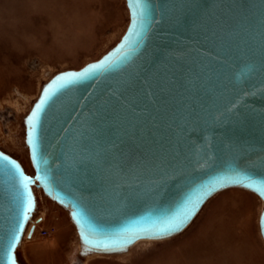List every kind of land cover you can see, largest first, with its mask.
<instances>
[{"label":"water","instance_id":"water-1","mask_svg":"<svg viewBox=\"0 0 264 264\" xmlns=\"http://www.w3.org/2000/svg\"><path fill=\"white\" fill-rule=\"evenodd\" d=\"M125 3L119 41L55 74L27 114L33 175L0 150V264H20L33 187L68 211L86 254L172 238L229 188L261 199L264 241V0Z\"/></svg>","mask_w":264,"mask_h":264},{"label":"rangeland","instance_id":"rangeland-1","mask_svg":"<svg viewBox=\"0 0 264 264\" xmlns=\"http://www.w3.org/2000/svg\"><path fill=\"white\" fill-rule=\"evenodd\" d=\"M128 21L125 0H0V150L28 175L34 170L24 120L42 87L57 73L99 59ZM36 206V216L47 214L43 226L51 234L24 238L20 264H264L263 203L241 188L217 193L180 234L111 255L83 253L80 243L77 251L68 211L46 196Z\"/></svg>","mask_w":264,"mask_h":264},{"label":"built area","instance_id":"built-area-1","mask_svg":"<svg viewBox=\"0 0 264 264\" xmlns=\"http://www.w3.org/2000/svg\"><path fill=\"white\" fill-rule=\"evenodd\" d=\"M33 193H34V196H35V199H36V204L42 199V198H45V195L42 193V191L40 190V188H37V187H33ZM34 220V221H33ZM44 219L40 216H36V209H35V212L34 214L32 215L31 219L28 221L27 225H26V228H25V231H24V235H23V238H26L27 240L30 239V237H28V233L30 231L31 228H33V232H34V229H35V225H38L37 229H36V234L37 236L39 237H42V238H47L50 236L51 234V230H49L48 228H45L43 226L44 224ZM34 222V223H33ZM33 234V233H32Z\"/></svg>","mask_w":264,"mask_h":264},{"label":"snow or ice","instance_id":"snow-or-ice-1","mask_svg":"<svg viewBox=\"0 0 264 264\" xmlns=\"http://www.w3.org/2000/svg\"><path fill=\"white\" fill-rule=\"evenodd\" d=\"M139 23H140V26H142L143 24H144V15H143V13H141V19H140V21H139ZM134 26H135V24H134ZM94 67V66H93ZM84 74H86V73H84ZM81 75H82V73H79V74H70V78H72V77H75V78H79V77H81ZM63 79V78H62ZM65 83H69V82H71V79H68V80H65L64 81ZM50 94H52L49 90H45V96L42 98V100H41V102L40 103H42L44 100H46L47 99V96L48 95H50ZM38 115H39V106H37V110H36V112H34L33 113V116H32V121H33V130H35V121L37 120V118H38ZM190 214V213H189ZM187 216H184L182 219H180L179 220V222L177 223V224H179V223H182L183 222V219H185ZM176 224V225H177ZM175 225V226H176ZM11 248H12V244H11V242L9 243V246H8V250H7V259L9 260V261H11L12 260V256H11Z\"/></svg>","mask_w":264,"mask_h":264},{"label":"bare ground","instance_id":"bare-ground-1","mask_svg":"<svg viewBox=\"0 0 264 264\" xmlns=\"http://www.w3.org/2000/svg\"><path fill=\"white\" fill-rule=\"evenodd\" d=\"M8 117V116H7ZM215 196V195H214ZM213 196V197H214ZM210 200V199H209ZM208 200V201H209ZM207 201V202H208ZM46 203V202H45ZM37 207V206H36ZM41 217L44 219V221L43 222H45V219H46V217H47V214L46 213H42L41 214ZM34 221V220H33ZM55 221H58L57 219H55ZM34 223V222H33ZM37 227H38V225H35V229H34V232H33V234L31 235V237H30V240H32L33 238H34V236H35V234H36V229H37ZM24 237H25V235H24ZM23 241H24V238H22V240H21V242H20V246L22 245V243H23ZM75 245H76V248H77V251H79V248H80V246H79V242H78V238H77V236H76V241L73 243V246L75 247ZM47 253L49 254V253H52V251H47ZM43 256L45 255V254H42ZM46 256V255H45ZM18 260V259H17Z\"/></svg>","mask_w":264,"mask_h":264}]
</instances>
